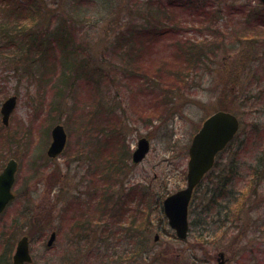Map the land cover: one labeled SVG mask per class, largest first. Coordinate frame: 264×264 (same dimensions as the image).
Listing matches in <instances>:
<instances>
[{
    "label": "rangeland",
    "instance_id": "rangeland-1",
    "mask_svg": "<svg viewBox=\"0 0 264 264\" xmlns=\"http://www.w3.org/2000/svg\"><path fill=\"white\" fill-rule=\"evenodd\" d=\"M7 6L0 5L1 23L23 20L24 30L48 31L50 38L38 61L34 45V53L12 54L17 45L6 46L8 36L0 37V106L17 96L8 126L0 115V170L8 158L18 162L16 198L0 219V256L8 243L11 257L27 234L32 264H217L219 252L224 264H264V177L255 178L253 171L257 165L264 171V43L255 42L256 34L264 33V5L257 0H15L11 6L28 9L15 19L3 12ZM157 6L151 21L165 33L137 41V31L147 28L140 18ZM67 22L73 25L71 51L58 44ZM200 42L216 49L187 81L182 75V85L169 79L177 74L157 77L153 63H166L186 44ZM64 63L83 65L84 73L77 68L59 84L61 72H68ZM110 109L119 114L120 126L125 124L121 130L130 155L139 138L150 141L145 159L129 162L117 185L116 177H104L95 167L107 149L90 155L109 143L97 138L99 128L116 136ZM152 110L161 112L149 114ZM217 110L235 114L241 124L214 168L215 176L239 167V176L220 195L235 223L221 227L213 214L200 222L195 205L188 236L179 239L159 203L186 186L192 136ZM95 111L99 117L92 119ZM55 124L64 127L67 144L50 160L46 150ZM115 149L116 138L109 152ZM212 175L203 180L199 197ZM109 195L116 196V205ZM114 212L116 223L105 214ZM51 231L56 239L48 248Z\"/></svg>",
    "mask_w": 264,
    "mask_h": 264
},
{
    "label": "trees",
    "instance_id": "trees-1",
    "mask_svg": "<svg viewBox=\"0 0 264 264\" xmlns=\"http://www.w3.org/2000/svg\"><path fill=\"white\" fill-rule=\"evenodd\" d=\"M14 1L15 0H0L1 4L2 3L3 4L4 3L5 4L6 3L9 4V6H10L9 8L7 6L6 9L4 7L2 10H3L4 13L6 12V14L9 17H11V19H15L17 13L18 14H23L24 11L28 10V9H23L20 6H11V3L14 2ZM178 1H183V0H178ZM150 2H151V4H153L152 1H150ZM169 2L170 1H168V3ZM187 4H189L188 5L189 8L192 6L191 3H187ZM158 6H157V8H154L153 12L152 11H148L145 14V16H142L140 18L142 20V22H144L145 27H147V28H145V30L140 29L139 31H137V33H136V35H138V37L136 38L137 41H140L142 39V37L147 39V38H149L148 37L149 35L154 37V38H160L162 36V34L164 33L161 30H159L156 27V25H154L152 23V21H151V19L154 18L153 14L158 10ZM195 6H197V5H195ZM195 11L199 12L200 10H198V8H195ZM199 16H200V14H199ZM43 18H44V14H43ZM259 18H257V19H259ZM22 23H24L23 20L19 21V22L13 21L12 23H8V22L1 23L0 22V37L8 36V39L5 38L6 39V46H7V44H8V46L11 45L12 43L13 44L15 43L17 45L15 48H13L15 50L11 51L12 54L16 53L18 55H21V54L25 55V54H30L32 52L34 53V50L37 49V51H35V52H37L36 56H37V58L39 57L38 61H40L43 58V55H44L43 52H41L40 50L44 51L45 49H47L46 45L44 44V42H46V40H48L50 38L49 33H48V31L46 32L44 30H41V33H38V35H35L32 32L31 28H29L27 30H24L25 26ZM1 25H3V26H1ZM65 25H66V28L63 27L64 24H61V29L63 30V33H61V34H64V35L61 37V35L59 34L62 41L59 38H57V37H54V38L60 40V42L58 44H60L62 46L61 49L65 50V51H71L68 46L73 44L72 43L73 42V38L71 36V31H68V29H72L73 25H70L69 22H67V24H65ZM156 29L158 31H155ZM141 31H143V32H141ZM3 34H4V36H3ZM14 36H16V37L14 38ZM256 37L257 38L255 39V42L257 44H259V40H261V42L264 43V41H262V40H264V33H258V35L256 34ZM26 38L29 40V42L27 43V44H29L28 45L29 49H28V46L26 47V44H25ZM0 40H2V38H0ZM147 40L150 41L149 39H147ZM22 41H24V42H22ZM204 41H207V39H205ZM30 44L34 45V50H30ZM175 44H180V42H176L173 45H175ZM202 44H203V42H200V44H198V45L186 44L185 49H180V52L174 53L172 55V57H169L170 59L171 58L172 59L167 61L166 63L165 62H161L159 64L158 63H153L152 65L155 66L154 69L156 70V74L158 75L157 77L161 78L162 75H166L168 77L170 75L177 74V77H175L176 79H174V80L171 79V78H169V79L172 80L174 83H176L178 85H182L183 84V79H182L181 75L187 81L188 77L191 76L192 73L196 72V68L198 66L202 67L203 65H205V63L209 59L212 58L211 56L215 52V49H216L215 45L203 46ZM20 46L22 47V49L20 48ZM10 48H12V47H10ZM142 48H145V47H142ZM149 49H151V48H149ZM7 50H8V48L6 49V51ZM26 50H28V51H26ZM0 51H1V49H0ZM203 51H208V52L204 53ZM66 54H69V53H66ZM3 56L5 57L4 58V60H5L6 59V55H3ZM136 57H139V55L135 54V56H134L135 61H136ZM8 59H9V56H8ZM75 64L76 63H74L72 65H67L66 63H64V65L66 66L65 68L67 69L68 72L67 73L61 72V74L57 78V83L65 84L67 82V80L69 79L70 75H71L70 73L75 72L77 68L79 69L80 72L84 73L83 65L74 66ZM168 66L169 67L171 66L172 68L169 69ZM175 66H178V67L175 68ZM164 70H167V71H164ZM116 93H119L118 87L116 88ZM129 106H131V105L127 104L126 108L128 109ZM119 108L120 107L116 106V111ZM124 110H125V108H123V111ZM108 112H109V117L112 120H115V117H116V125H117L116 126V136H114V134H112V133H108L107 129L105 131H103L102 128H99L102 131L100 130V131L97 132V135H99V136H97V138L104 137L105 139H102V140L104 142H109V143H106L105 145H103V144L100 145L99 144V146L96 147V151L93 152L92 154L90 152V155H95L96 156V155L101 153V149H107V151L105 150L104 153L108 152L109 153V154L107 153L108 156L106 155L104 157V159L102 160V162L96 163L95 167L98 170V172H102L103 173L104 177H107V178H109L111 176L116 177V185H117L119 183V180H120L119 178L124 174V167L130 162V152L128 153V151H126L127 148H126V145L124 143V134H122V130H121V127L124 129L125 124H122L120 126V124H119L120 123L119 114L116 113V115H115V111L113 109H110ZM153 112L156 113V115L157 114L159 115L161 111L160 110H154V111L152 110V112H150L149 114H151ZM135 113H137L138 115L140 114L139 112H136V111H135ZM98 117H99L98 112L95 111L92 114V119H95V118H98ZM155 118H157V117L155 116ZM121 123H122V121H121ZM87 129L89 131H92V132L95 131L94 128L91 130V126H90V128H87ZM115 138H116V149L115 150H111L109 152V145H111V147L114 145V139ZM238 168H239L238 166L237 167H235V166L232 167L230 169V173L229 174H223L220 170H218L219 173L214 176V171L216 169V167H215V169L211 170L207 174L206 178L211 176V174H213L212 175V179H209L211 182L206 187V189L207 188H212V189L209 190V191L205 190V192H207L206 194L208 195V198H207V200L205 202L204 209H202L203 213L209 211V209H211L212 205L214 207H217V204L215 202V198L217 196H219L218 193L220 192L221 188L225 187L228 183H231V179H233V176H235V177L239 176L238 175V171H239ZM259 169L260 168L257 165V168L254 169L253 171H254V174H255V178L258 177L259 180H261V177H264V171L263 170H259ZM257 184H260V181H258ZM244 196L247 197L248 194H245ZM248 197H250V196H248ZM108 198H109V201L113 200V204H115V205H116V202H118V201H116V196L115 195H109ZM244 201L241 202V203H237V205H236L237 208H234L236 213L240 210V208L241 209L243 208ZM106 204H107V202H106ZM159 206H160V203H159ZM226 208H227L226 206L222 205V206H220L218 208V210H219V212H225V211H227ZM195 210H196L195 209V201L192 200L191 205H190V213H191V211H195ZM196 212H197V210H196ZM105 214H106L107 218L110 221L114 220V223H116V212H114V213H105ZM227 216H228V213H225L223 215L222 219L221 218L217 219L215 221V223L221 222V224H222L221 227H223V226L226 227L229 223H235V220L227 218ZM15 221L17 223L18 219L15 218ZM105 223H107V222H105ZM190 225L192 226L193 223L192 224L190 223ZM118 227L122 228L123 230L131 228L130 225L129 226L119 225ZM10 251H11V248L9 249L8 248V243H6L5 244V248L3 250V253L0 256V264H11L10 263V257H9L10 256Z\"/></svg>",
    "mask_w": 264,
    "mask_h": 264
},
{
    "label": "water",
    "instance_id": "water-1",
    "mask_svg": "<svg viewBox=\"0 0 264 264\" xmlns=\"http://www.w3.org/2000/svg\"><path fill=\"white\" fill-rule=\"evenodd\" d=\"M264 3V0H259ZM16 104V97L12 96L5 100L0 108L2 122L7 125L9 115ZM239 128V121L233 114L225 111H217L207 117L199 130L193 135L188 150L189 160L187 164V183L185 188L167 196L163 201V210L168 220V225L172 228L176 236L185 239L188 232V206L194 188L202 179L203 175L212 167L214 158L218 152L232 140ZM52 142L47 154L56 157L63 150L66 143V134L61 125H56L52 131ZM149 151V142L142 138L137 143V148L132 154V162L139 163ZM17 169L15 160L10 159L3 172L0 174V214L6 204L13 198L10 192L14 174ZM55 234L52 233L47 241L50 247ZM219 256L223 258V253ZM13 264L30 263L32 261L29 254L28 238L23 236L16 244L12 255ZM218 264H223L220 261Z\"/></svg>",
    "mask_w": 264,
    "mask_h": 264
},
{
    "label": "bare ground",
    "instance_id": "bare-ground-1",
    "mask_svg": "<svg viewBox=\"0 0 264 264\" xmlns=\"http://www.w3.org/2000/svg\"><path fill=\"white\" fill-rule=\"evenodd\" d=\"M200 187V186H199ZM199 187H195L194 188V190H193V193H192V196H191V199H190V203L192 202V200H194L195 201V205H196V199H195V195H196V192H197V189L199 188ZM205 190H206V188H205ZM205 190H203V196H204V198H203V200L204 201H202V203H203V209H204V205H205V202H206V200H207V198H208V195L206 194V192H205ZM216 202V204H217V207H214L213 205L211 206V207H213L214 208V210H215V213H214V211L213 210H211V209H209V211H210V214H213L214 216H213V219H212V221H214V220H217V219H220V218H222L223 217V215H217V214H219L220 212H219V210H218V208L221 206V204L219 203V202H217V201H215ZM161 204V203H160ZM197 206V205H196ZM161 207L163 208V205L161 204ZM197 208V207H196ZM213 211V212H212ZM197 212H198V209H197ZM228 213V216H227V218H229L230 216H231V210L230 211H228L227 212ZM203 214V213H202ZM230 214V215H229ZM204 217V219H207V218H209L208 216H206V215H202V218ZM176 234V233H175ZM187 236H188V232H187ZM187 236H186V238H187ZM178 238V237H177ZM185 238V239H186ZM180 239V238H179ZM11 262V261H10ZM12 264V263H11Z\"/></svg>",
    "mask_w": 264,
    "mask_h": 264
},
{
    "label": "flooded vegetation",
    "instance_id": "flooded-vegetation-1",
    "mask_svg": "<svg viewBox=\"0 0 264 264\" xmlns=\"http://www.w3.org/2000/svg\"><path fill=\"white\" fill-rule=\"evenodd\" d=\"M201 191H202V188H201V186L197 189V192H196V195H195V199H196V201H197V203H196V205H197V209H198V215H199V217H202V215L204 214L203 213V203H202V201H203V198H204V196H202L201 195V197H199V193H201ZM12 203H9L8 204V207L11 205ZM203 213V214H202ZM217 215H222V212H220L219 214H217ZM230 215V214H229Z\"/></svg>",
    "mask_w": 264,
    "mask_h": 264
}]
</instances>
